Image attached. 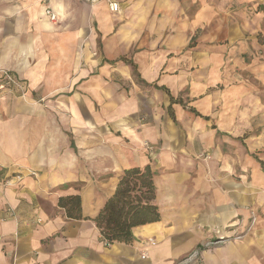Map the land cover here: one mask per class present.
Returning <instances> with one entry per match:
<instances>
[{"label":"crops","instance_id":"obj_1","mask_svg":"<svg viewBox=\"0 0 264 264\" xmlns=\"http://www.w3.org/2000/svg\"><path fill=\"white\" fill-rule=\"evenodd\" d=\"M108 1L0 0V264H264V0ZM146 164L160 219L106 244L92 218Z\"/></svg>","mask_w":264,"mask_h":264},{"label":"trees","instance_id":"obj_2","mask_svg":"<svg viewBox=\"0 0 264 264\" xmlns=\"http://www.w3.org/2000/svg\"><path fill=\"white\" fill-rule=\"evenodd\" d=\"M130 63L135 71V64ZM170 100L175 101L172 97ZM170 113L174 117L171 110ZM155 194L154 171L149 164L124 168L113 192L92 218L103 241L106 244L114 241L130 243L134 240L132 229L135 226L159 220ZM58 206L64 209L68 218L83 217L78 194L59 197Z\"/></svg>","mask_w":264,"mask_h":264},{"label":"built area","instance_id":"obj_3","mask_svg":"<svg viewBox=\"0 0 264 264\" xmlns=\"http://www.w3.org/2000/svg\"><path fill=\"white\" fill-rule=\"evenodd\" d=\"M95 1V0H92ZM109 9L112 11L118 10V3L116 1H108ZM44 14L49 18V20L54 21L56 19V14L48 6L44 8ZM22 90V84L15 76L14 73L6 69L0 68V91L7 90L12 92L13 90ZM150 147V146H149ZM10 180H6V183H9Z\"/></svg>","mask_w":264,"mask_h":264},{"label":"rangeland","instance_id":"obj_4","mask_svg":"<svg viewBox=\"0 0 264 264\" xmlns=\"http://www.w3.org/2000/svg\"><path fill=\"white\" fill-rule=\"evenodd\" d=\"M90 2H93L92 0H89ZM57 17H56V19L54 20V21H52V22H56L57 21ZM91 29H92V27H91ZM91 29H90V34L92 33V31H91ZM89 33H88V35L85 37V42H82L81 44H80V47H79V49H78V51H79V55H80V58L82 59V57H83V54H84V52L86 51L87 52V56H88V65L91 63L90 62V58H95V57H97L98 55H99V53H100V49H99V46H98V44H92L91 42H90V40H89V35H90ZM99 42V40L97 41V43ZM222 85H223V82L222 81H218L214 86H213V88L214 89H217V90H219V89H221V87H222ZM189 91V89L188 88H186L185 89V92H188ZM184 92V91H183ZM36 98H38L39 97V95H36L35 96ZM42 97H40V99H41ZM202 156V155H201ZM203 156H205L206 157V154H204ZM6 172H5V169H1L0 170V184H3V183H5L6 182V178H4V174H5ZM9 179V178H8Z\"/></svg>","mask_w":264,"mask_h":264}]
</instances>
